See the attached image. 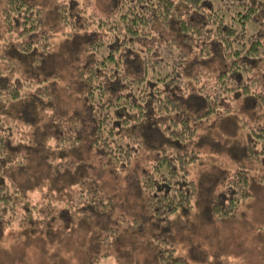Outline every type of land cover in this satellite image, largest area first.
Wrapping results in <instances>:
<instances>
[{
    "label": "trees",
    "instance_id": "obj_1",
    "mask_svg": "<svg viewBox=\"0 0 264 264\" xmlns=\"http://www.w3.org/2000/svg\"><path fill=\"white\" fill-rule=\"evenodd\" d=\"M3 1L1 19L12 37L8 52L0 53V229L15 224L25 228L40 214V204L46 208L47 197L32 203L28 194L42 188L41 182L11 178L32 171L27 169L31 153L38 155L39 164L55 166L43 170L50 171L55 182L74 180L79 187L69 200L74 216H107L102 211L110 208L112 198L102 195L99 181L90 175L69 180L79 161L55 162L49 154L77 149L86 141L121 172L146 141L135 131L138 127L156 129L161 139L173 143L160 146L140 175L137 190L144 194L147 211L161 220L181 207L190 208L196 187L188 170L201 156L197 149L184 151L181 145L196 138L195 122L232 112L240 98L252 96L264 104V0H103L98 8L96 0H58L49 27L46 11L33 0ZM57 29L66 39L89 36V58L77 71L86 118L80 122L71 114L64 126L51 112L56 75L23 78L20 67L22 59L31 68L44 62ZM25 104L31 105V113L41 107L54 127L35 123L38 115L27 118ZM15 106L21 108L22 127L11 115ZM26 127L33 138L18 140L14 134ZM248 129L244 151L261 162L264 124ZM256 182L264 185V170ZM224 186L225 201L211 205L217 219L231 217L240 202L252 197L245 166L231 171ZM51 214L41 212L46 220ZM137 222L133 218L130 226ZM104 230L107 243L118 233L115 226ZM174 251L172 246L162 247L156 255L159 263L191 264Z\"/></svg>",
    "mask_w": 264,
    "mask_h": 264
},
{
    "label": "rangeland",
    "instance_id": "obj_2",
    "mask_svg": "<svg viewBox=\"0 0 264 264\" xmlns=\"http://www.w3.org/2000/svg\"><path fill=\"white\" fill-rule=\"evenodd\" d=\"M33 1L46 11V26H53V9L58 0ZM3 4L4 1L0 0V8ZM95 5L96 8L101 7L103 0H96ZM10 33L6 31L0 12V53L8 52ZM55 33L53 50L41 65L31 68V63L22 59L20 67L23 78L56 75L58 82L53 87L55 107L51 112L53 110L56 115L55 122L64 126V119L71 114L80 122L86 118L77 71L79 65L89 58L85 50L89 36L66 39L59 29ZM233 105V111L228 114L206 123L195 122L196 138L181 145L184 151L197 149L201 156L189 166L187 175L196 187L192 206L187 209L181 207L161 220L147 211L144 194L137 190L140 175L157 157L158 148L163 144H173L161 139L162 134L156 129L135 128L146 141L121 172H116L113 163L104 160L86 141L77 149L49 154L55 162L77 160L79 166L84 164L76 168L69 180L83 175L95 177L102 195L109 194L112 198L110 208L102 211L107 216L97 213H91L85 219L74 216L76 212L70 210L72 201L69 200L79 187L74 180L55 182L50 171L45 174L43 171L55 166H47L45 162L39 164L38 155L31 153L27 169L32 171L20 177L14 174L11 178L19 183L30 184L32 178L41 182L42 188L28 194L32 197L31 202H41L43 197H47L46 208L42 210L43 205L40 204V214L34 215L25 228L15 224L14 228L0 229V264H160L156 255L166 246L174 247V254L186 257L191 264H264V185L256 182L257 176L264 170V160L252 161L244 151L248 128L264 124V104H259L251 96L240 98ZM30 106L24 105L27 118L38 115L35 123L41 126L48 123L54 127L47 112L40 107L37 112L31 113L33 109L27 110ZM11 115L18 117V122L24 118L18 106L11 110ZM18 125L22 127V121ZM50 126L48 129H51ZM29 130L26 127L14 136L18 140L32 137L33 132ZM36 140L39 141L38 138ZM238 166L248 169L252 197L240 202L237 212L231 217L217 219L211 205L216 201H225L224 184L231 171ZM49 180L51 183L47 187ZM66 199L67 203L64 202ZM43 211L52 213L50 219L43 218ZM133 218L138 222L130 226ZM104 226L118 228V233L110 238L109 243L102 237L106 234ZM104 252L108 254L104 255Z\"/></svg>",
    "mask_w": 264,
    "mask_h": 264
}]
</instances>
